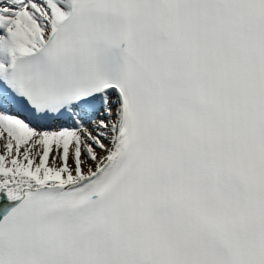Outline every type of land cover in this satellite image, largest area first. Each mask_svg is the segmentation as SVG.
I'll list each match as a JSON object with an SVG mask.
<instances>
[{
	"label": "snow or ice",
	"instance_id": "snow-or-ice-1",
	"mask_svg": "<svg viewBox=\"0 0 264 264\" xmlns=\"http://www.w3.org/2000/svg\"><path fill=\"white\" fill-rule=\"evenodd\" d=\"M0 264H264V0H0Z\"/></svg>",
	"mask_w": 264,
	"mask_h": 264
}]
</instances>
